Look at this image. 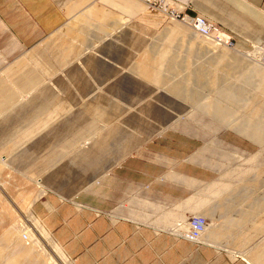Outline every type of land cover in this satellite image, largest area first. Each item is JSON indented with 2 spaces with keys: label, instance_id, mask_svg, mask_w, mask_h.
Segmentation results:
<instances>
[{
  "label": "crops",
  "instance_id": "1",
  "mask_svg": "<svg viewBox=\"0 0 264 264\" xmlns=\"http://www.w3.org/2000/svg\"><path fill=\"white\" fill-rule=\"evenodd\" d=\"M170 1L239 49L264 47V0ZM155 14L141 0H0V159L47 190L36 213L74 264H264L263 199L207 190L222 163L184 133L204 80L218 93L222 59L239 67L188 30L157 31ZM194 213L210 226L200 244L179 237Z\"/></svg>",
  "mask_w": 264,
  "mask_h": 264
},
{
  "label": "rangeland",
  "instance_id": "2",
  "mask_svg": "<svg viewBox=\"0 0 264 264\" xmlns=\"http://www.w3.org/2000/svg\"><path fill=\"white\" fill-rule=\"evenodd\" d=\"M177 7L182 12L180 18L171 20L167 16L155 12L157 13L155 15L161 17V20L151 19L150 23L157 31H162L170 25L188 30L198 39L199 43L205 45L212 53H231L233 61L239 67L235 69L232 67L229 70L225 66L227 59H222L218 69L221 79L223 78L220 79V84L224 89L221 88L216 93L219 87L216 89V86L214 89L211 86V81L204 80V95L200 101L190 104L191 109L187 119L191 121V128L187 130V133L183 132L190 139H195L192 142L205 144L210 150L206 153L211 160L222 163L219 168H216L218 176L215 174L216 180L220 179L221 181L211 183L207 186V190L243 193L249 198L245 203L246 206H248V202L252 204L255 201L259 202L258 198H262V203H264V80L262 81L264 68L259 71L253 68V65L248 64L252 54L264 53V47L251 46L246 50L239 49L227 32L211 19L189 13L179 5ZM240 54L242 57L244 56V59H237L238 56H241ZM246 66V70L242 68ZM229 89L236 92L229 91ZM172 90L180 95L183 92L180 86H174ZM229 92H233L232 94L235 95V102L231 104L229 101L232 99H228L231 95ZM216 94L219 95L215 98ZM186 96L192 100L200 98L198 92H187ZM210 96L213 97L210 98ZM219 104H230L228 105L229 111L224 114L225 118H218L215 115L214 109ZM0 163H2V167L0 166V264H7L11 258L16 257V254L11 250H7V245L3 240L4 236L15 227L19 229L24 243L34 240L36 244L34 251L37 252L34 253L35 255L43 254L45 258L51 255L57 264H74L62 249L67 259L66 262L56 255L52 246L55 245L59 248L60 246L46 230L42 219L36 213V206L44 201L47 190L39 182L27 179L14 171L5 161L0 159ZM26 205L31 206H28L29 209H27ZM194 214L189 216L188 220L186 218L188 225L191 219L200 217L196 213ZM205 219L207 220V218ZM208 227L210 228V226ZM41 228L47 232L48 240L41 236L40 231L42 230L39 231ZM209 228H207V232ZM256 228L257 226L253 225L252 230L247 232L250 241L260 239L261 233ZM176 229V231L180 230V224ZM180 231L183 233L184 229ZM31 234L34 235V238L31 237ZM21 264H41V260L38 262L28 258L24 259Z\"/></svg>",
  "mask_w": 264,
  "mask_h": 264
},
{
  "label": "bare ground",
  "instance_id": "3",
  "mask_svg": "<svg viewBox=\"0 0 264 264\" xmlns=\"http://www.w3.org/2000/svg\"><path fill=\"white\" fill-rule=\"evenodd\" d=\"M259 50V49H258ZM261 51V50H260ZM237 53V52H236ZM239 55V54H238ZM241 55V54H240ZM246 57V56H245ZM237 59H244V56H238ZM249 59V58H248ZM263 61H264V53H254L252 54V57L248 60V64L253 65L252 67L255 68L256 70L261 71L264 66H263ZM172 74V73H171ZM172 75H175L174 73ZM263 76V74H261ZM264 80V76L262 77V81ZM245 88V87H244ZM210 100V99H209ZM233 101L230 100L229 103L231 104ZM222 103V102H221ZM230 104H219L218 106L215 107L214 112L215 115L219 118V117H224V114H227V112L229 111L228 109H230L228 107V105ZM227 105V106H226ZM210 109V108H209ZM211 110V109H210ZM227 117V116H226ZM225 118V117H224ZM4 164V163H3ZM2 165V163H0V166ZM7 166V165H6ZM2 167V166H1ZM0 167V168H1ZM23 189V188H22ZM25 191V190H24ZM25 195V194H24ZM20 197V196H19ZM24 197V196H23ZM27 199V198H26ZM35 200V199H34ZM32 203V202H31ZM31 206V205H28ZM26 205V207H28ZM29 209V207L27 208ZM28 211V210H27ZM26 211V212H27ZM38 223V222H37ZM21 225V224H20ZM209 228V227H208ZM16 229V227H15ZM14 228L11 229L5 236H4V242L7 245V250H11L14 254H16V257L11 258V260L8 261L7 264H21L22 261H24V259H35L36 261H40L41 260V264H57V262H55L53 256L49 255L47 256V258H45V255H40L37 254L35 255L34 253H37L36 251H34L36 244L33 240L34 235L31 234V237L33 236V238H31L32 242L30 243H24L20 234L19 229L15 230ZM42 230V231H40ZM39 231L41 232V236L43 237V239L48 240L47 236V232L45 231V229H39ZM25 239H27L25 237ZM52 240V238H51ZM28 241V239H27ZM26 242V240H25ZM34 243V244H33ZM40 243V242H38ZM55 244V242H54ZM52 249L54 250V252L56 253L57 256H59V258H61V260H63L64 262H66V257L63 253V251L61 250L62 248L53 245ZM43 253V252H42ZM47 255V254H46ZM40 259V260H39ZM30 261V260H29ZM51 261V263H49Z\"/></svg>",
  "mask_w": 264,
  "mask_h": 264
},
{
  "label": "built area",
  "instance_id": "4",
  "mask_svg": "<svg viewBox=\"0 0 264 264\" xmlns=\"http://www.w3.org/2000/svg\"><path fill=\"white\" fill-rule=\"evenodd\" d=\"M143 1L150 11L163 14L171 20L181 17L182 12L177 5L170 0H141ZM186 11V10H185ZM209 224L203 217H194L189 221V228L187 232L182 233L179 237L188 239L196 244L203 241L204 235L207 231Z\"/></svg>",
  "mask_w": 264,
  "mask_h": 264
}]
</instances>
